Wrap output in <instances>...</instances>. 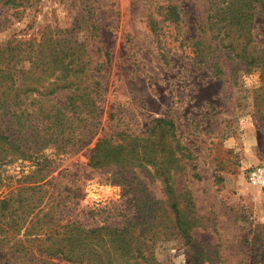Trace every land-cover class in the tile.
Returning <instances> with one entry per match:
<instances>
[{"label":"rangeland","instance_id":"374dc122","mask_svg":"<svg viewBox=\"0 0 264 264\" xmlns=\"http://www.w3.org/2000/svg\"><path fill=\"white\" fill-rule=\"evenodd\" d=\"M169 5L178 7V26L165 19ZM207 10L208 0H0V46L9 47V56L19 54L17 66L29 72L20 78L24 85L40 73L32 65L40 51L49 58L78 41L87 45L93 64L101 62L103 50L110 51V65L98 72L100 124L69 154L47 152L52 176H66L65 184L83 190L77 212L94 202L127 200L119 187L105 184L108 170L88 166L97 140L144 133L154 118L168 117L183 147L177 153L181 170L168 174H175L178 206L191 220L193 240L186 243L168 228L155 245V263L264 264V187L249 179L252 169L264 167V75L240 64L235 72L224 60L222 73L214 76L206 63L190 57L194 40L212 37L205 31ZM254 33L264 46V13L255 20ZM68 61L48 71L49 82L72 79L65 76ZM45 80L40 84L48 87ZM30 167L19 160L2 171L15 186ZM133 172L144 194L169 215L166 185L155 166ZM82 220L92 226L99 219L85 214Z\"/></svg>","mask_w":264,"mask_h":264},{"label":"trees","instance_id":"16d2710c","mask_svg":"<svg viewBox=\"0 0 264 264\" xmlns=\"http://www.w3.org/2000/svg\"><path fill=\"white\" fill-rule=\"evenodd\" d=\"M263 13L264 0H208L205 31L212 32V37L194 40L190 57L206 63L214 76L222 73L224 60L235 65V72L240 64L264 75V46L254 33L255 20ZM165 17L176 26L181 21L176 5L167 7ZM152 23L156 32L157 22ZM73 44L67 49L69 54L60 48L47 58L40 51L32 62L40 73L32 75L29 85L20 82L29 72L17 66L19 54L9 56V47L0 46V264H60L55 260L65 264H158L154 248L168 228L176 230L186 243L193 240L191 220L178 206L175 174L172 178L168 174L181 170L177 153L183 147L176 124L168 117H158L144 133L99 138L88 166L108 170L105 184L119 187L127 200L121 204L94 202L77 212L85 194L79 187L65 184L66 176H52L53 158L47 152L69 154L98 127L97 95L102 79L98 72L110 65L111 56L109 50L98 48L103 59L93 64L87 45ZM66 57L65 69L70 72L65 76L71 74L72 79L58 85L49 82L48 71L61 69ZM43 76L48 87L40 84ZM19 160L31 164L30 170L10 186L12 180L4 176L2 168ZM147 165L155 166L166 185L169 215L144 194L133 172ZM85 214L98 216V221L93 220L97 224H85Z\"/></svg>","mask_w":264,"mask_h":264},{"label":"built area","instance_id":"2783aa9c","mask_svg":"<svg viewBox=\"0 0 264 264\" xmlns=\"http://www.w3.org/2000/svg\"><path fill=\"white\" fill-rule=\"evenodd\" d=\"M249 179L254 185L264 187V167L257 166L249 172Z\"/></svg>","mask_w":264,"mask_h":264}]
</instances>
